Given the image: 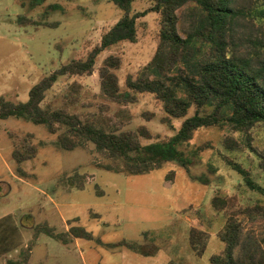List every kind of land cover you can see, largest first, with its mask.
Instances as JSON below:
<instances>
[{
    "label": "rangeland",
    "instance_id": "rangeland-1",
    "mask_svg": "<svg viewBox=\"0 0 264 264\" xmlns=\"http://www.w3.org/2000/svg\"><path fill=\"white\" fill-rule=\"evenodd\" d=\"M48 3L64 10L44 15L47 3L29 9L22 8L19 0H0V97L26 103L36 83L72 59L84 58L120 18L119 10L106 0ZM150 6V0H137L133 8L140 13ZM19 15L59 26L19 27ZM158 30L156 14L139 19L136 42L104 52L97 67L108 55L120 56L117 74L123 85L127 75H136L153 57ZM72 81L60 79L42 106L62 107L63 94ZM78 82L80 103L71 108L74 114L81 120L89 114H115L118 107L99 95L97 73ZM129 110L132 121L125 130L145 126L160 138L175 133L160 123L162 113L151 96L141 97ZM144 114L154 117L147 121ZM180 122L174 119L173 127L179 128ZM59 134H68L67 128L60 127L53 135L44 125L0 119V220L11 216L20 233L18 245L0 256V264H211V257L224 248L218 237L223 217L210 205L219 191L237 195L249 209L241 215L243 237L250 250L264 254V195L248 189L226 163V158L240 163L264 189V161L260 159L264 126L246 133L229 126L199 130L185 147L186 166L167 163L144 174L106 171L104 166L116 168L120 162L106 159L92 144L63 150L56 144ZM27 135L36 148L30 160L21 147ZM226 138L237 147L226 145ZM16 145L25 159L21 162L14 157ZM171 173L173 178H169ZM202 177L208 182L198 180ZM72 227L84 229L91 238L62 244L45 232L63 234ZM191 228L200 232L197 249L201 255L191 248Z\"/></svg>",
    "mask_w": 264,
    "mask_h": 264
},
{
    "label": "trees",
    "instance_id": "trees-1",
    "mask_svg": "<svg viewBox=\"0 0 264 264\" xmlns=\"http://www.w3.org/2000/svg\"><path fill=\"white\" fill-rule=\"evenodd\" d=\"M49 0H19L22 8L45 7L44 15L63 11ZM70 1V0H68ZM94 3L102 0H92ZM120 12V18L101 36L84 58L68 63L42 78L29 91L26 103H15L0 97V119H21L34 125H44L56 135L60 127L68 134L57 135V146L66 151L85 148L92 144L106 159L120 162L116 168L104 166L114 173L144 174L167 163L187 165L185 147L195 132L226 126L246 133L252 127L264 126V0H150L151 6L135 12L137 0H106ZM78 10L84 11L82 6ZM148 14L158 16L157 47L151 60L136 74L127 75L123 85L117 72L122 66L118 55H108L97 67L100 56L121 43H135L138 21ZM19 27L55 28L58 22H42L19 15ZM98 75L99 95L118 107L114 115L89 114L84 120L71 111L80 103L81 84L78 80ZM60 79L73 80L63 94V105L43 107L46 94ZM151 96L162 113L159 121L175 133L160 138L145 127L125 130L132 121L129 107L144 96ZM193 109V114L190 111ZM153 114H144L150 121ZM181 119L179 128L172 125ZM31 135L22 140L21 147L28 160L35 154ZM143 140L149 141L144 143ZM230 148L237 143L226 138ZM15 147L14 157H23ZM18 156V157H17ZM260 159L264 161V156ZM226 163L237 173L244 185L264 195V189L253 182L250 172L240 163L226 158ZM262 165V164H261ZM213 171L217 168L210 167ZM171 173L169 178H173ZM207 183V178H198ZM212 210L223 217L218 233L224 248L211 257V264H264V254L246 245L241 229V215L249 210L240 204L237 195L217 192L211 199ZM201 216L200 212H196ZM48 236L68 244L67 234ZM72 232L74 237H81ZM200 232L191 228V248L197 249ZM20 240L11 216L0 220V256L16 247ZM12 264V262H8Z\"/></svg>",
    "mask_w": 264,
    "mask_h": 264
},
{
    "label": "crops",
    "instance_id": "crops-1",
    "mask_svg": "<svg viewBox=\"0 0 264 264\" xmlns=\"http://www.w3.org/2000/svg\"><path fill=\"white\" fill-rule=\"evenodd\" d=\"M72 232H79L78 234L81 236V237H84V238H91V236H90V233L89 232H87V231H85L84 229H82V228H80V227H72L71 229H68V230H66L64 233H66L67 234V238H68V240H71L72 239V241L74 242V240H78L79 238H81V237H74L73 235H72ZM74 239V240H73ZM75 244H76V242H74ZM78 243V242H77Z\"/></svg>",
    "mask_w": 264,
    "mask_h": 264
}]
</instances>
